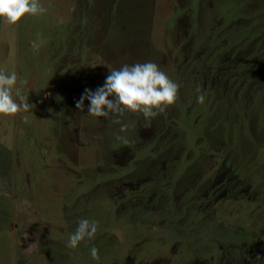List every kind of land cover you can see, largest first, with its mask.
Masks as SVG:
<instances>
[{
    "label": "rangeland",
    "instance_id": "374dc122",
    "mask_svg": "<svg viewBox=\"0 0 264 264\" xmlns=\"http://www.w3.org/2000/svg\"><path fill=\"white\" fill-rule=\"evenodd\" d=\"M38 2L44 12L0 27V72L16 73L12 95L18 87L32 105L27 119L0 115V264H264V197L242 184L251 170L228 163L227 133L194 148L211 118L204 124L188 105L211 84L205 74L185 79L200 54L192 30L231 24L238 33L239 17L264 0ZM146 61L178 84L164 111L117 122L87 114V100L76 109L108 71ZM182 135L191 157L164 148ZM83 218L97 232L72 248L69 233Z\"/></svg>",
    "mask_w": 264,
    "mask_h": 264
},
{
    "label": "trees",
    "instance_id": "16d2710c",
    "mask_svg": "<svg viewBox=\"0 0 264 264\" xmlns=\"http://www.w3.org/2000/svg\"><path fill=\"white\" fill-rule=\"evenodd\" d=\"M244 15L239 17L238 33H231L235 32L231 31V24L227 25L224 31L218 28L214 31H208L206 28L201 30L197 27L192 30L190 39L194 40L193 49H199L200 54L197 58L191 56L192 73L185 79L191 82L205 74V80L209 81L211 87L195 92V97L200 94L205 96L204 103L196 105L193 101L188 108L191 113L195 107L200 109V115L203 117L204 114V124L211 118L208 124L209 132L194 148L206 151L202 141L211 140V134L216 138L227 133V138L222 140L231 157L227 159L228 163L234 164L235 158L241 166L238 170L243 175L251 170L253 175L245 181L241 179L242 184H247L252 197H264V3L257 9L245 11ZM222 20L225 21L223 16ZM1 22L2 20L0 27ZM207 33L209 35L205 36ZM222 67L224 70L227 67L230 69L224 74V70L220 72ZM219 72L221 82L215 84ZM192 89L193 86L190 87V92ZM195 119L202 122L200 116ZM185 141L182 135V139L173 143L172 147L166 145L164 148H178L182 151L183 148H188ZM184 152L190 156L183 150ZM253 154L256 157L254 165H248L245 161L247 159L249 162V157ZM180 161L188 160L181 158ZM251 166L256 168H250ZM171 176L173 175L170 173L166 179L171 181Z\"/></svg>",
    "mask_w": 264,
    "mask_h": 264
},
{
    "label": "clouds",
    "instance_id": "9594fccd",
    "mask_svg": "<svg viewBox=\"0 0 264 264\" xmlns=\"http://www.w3.org/2000/svg\"><path fill=\"white\" fill-rule=\"evenodd\" d=\"M44 11L38 0H0V20L8 24H14L25 14L38 15ZM16 84L15 72H0V115L23 112L26 114L24 119H27L32 105L27 102L26 96L20 95L18 87L17 97H13L12 90ZM177 90L178 84L154 62L124 64L119 69L108 71L103 85L94 91L85 88L75 102V107L82 109L84 101L87 100V114L94 117L112 116L119 122V117L125 112H139L147 119L155 117L166 106L172 105L177 99ZM196 100L204 103L205 96L200 94ZM127 127L122 123L120 131H125ZM97 224L95 220L79 219L75 229L69 233L68 246L75 248L81 242L92 240L97 232ZM89 254L93 258L97 257V248L91 247Z\"/></svg>",
    "mask_w": 264,
    "mask_h": 264
}]
</instances>
